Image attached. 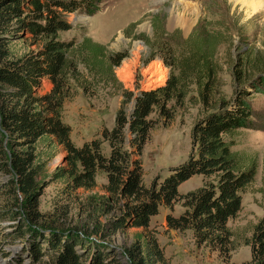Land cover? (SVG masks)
<instances>
[{
    "label": "trees",
    "instance_id": "trees-1",
    "mask_svg": "<svg viewBox=\"0 0 264 264\" xmlns=\"http://www.w3.org/2000/svg\"><path fill=\"white\" fill-rule=\"evenodd\" d=\"M100 1L0 0V175L7 176L0 184V217L17 220L16 236L23 234L21 225H32L27 228L24 249L33 264H111L115 262L114 247L104 241L106 237L130 227L144 232L159 205L170 207L181 200L183 210L176 215L165 213V225L190 230L196 241L220 252L226 250L230 237L226 221L236 215L241 192L255 174L254 163L231 150L233 135L240 128H257L247 96L262 91L264 75L244 80L237 71L239 85L233 93L215 100L212 51L209 46H196L188 75L205 110L192 122L191 151L161 179L145 185L136 153L152 126L149 115L167 121L173 117L172 107L182 103L185 89L177 74L170 71L164 83L140 88L132 95L129 111L119 106L111 128H102L98 137L80 145L71 142L69 126L61 121L60 110L71 83L80 86L83 76L92 81L111 78L124 57L123 52H108L87 36L78 41L59 36L72 27L66 19L68 13L91 15ZM16 41L24 44L21 52L11 48ZM163 49L167 57L180 53L166 45ZM165 53L162 60L169 65ZM43 139L64 152L65 165L56 168L52 178H65L71 189H89L96 172L101 171L106 196L95 201L89 196L87 201H93V210L100 202L99 215L112 210L115 214L69 228L57 221H40L34 195L37 178L43 174L36 146ZM103 142L106 153L101 150ZM192 175L205 180L181 195L177 186ZM249 245L250 260L241 264H264V218L253 226ZM124 250L128 264H169L155 236L147 237L145 232L142 240Z\"/></svg>",
    "mask_w": 264,
    "mask_h": 264
},
{
    "label": "rangeland",
    "instance_id": "rangeland-1",
    "mask_svg": "<svg viewBox=\"0 0 264 264\" xmlns=\"http://www.w3.org/2000/svg\"><path fill=\"white\" fill-rule=\"evenodd\" d=\"M66 19L72 27L60 32V38L74 37L78 41L87 36L104 45L108 52L124 53L113 69V77H97L92 81L83 76L78 82L80 86L71 83L60 116L69 126L73 144L80 145L98 137L102 128H111L119 106L128 111L134 93L140 88L164 83L170 71L177 74L185 89L182 103L172 107L171 119L165 121L154 113L149 115L152 126L136 153L145 185L161 179L191 151L192 122L205 110L188 75L187 66H192L194 56L191 51L196 46H209L212 51L215 100L233 93L239 85L237 71L244 80L264 75V0H101L91 15L68 13ZM185 22H190L187 30ZM196 25H200L198 30L192 32ZM11 44L13 52L24 49L20 41ZM165 45L180 53L167 57ZM164 53L169 65L162 60ZM247 98L251 100L255 112L251 119L257 128L236 130L231 150L247 162L252 161L255 174L241 192L236 215L226 221L230 233L226 250L220 252L196 241L190 230H174L165 225V213L176 215L183 210L181 200H177L170 207L159 205L157 213L149 219V229L144 231L147 237L155 236L169 264H241L250 260V235L253 226L264 218V83L261 92L251 93ZM125 148L129 150L128 141ZM101 150L107 152L106 143L101 144ZM36 151L43 171L42 177L37 178L34 195L40 221H57L69 228L82 222L103 221L106 215L116 213L112 210L99 215L100 202L94 210L93 201L88 204L89 196L94 201L96 197L106 196L103 188L106 179L101 171L96 172L91 188L71 189L65 178H52L56 168L65 165L61 148H52L43 139ZM6 177L0 175V184ZM204 180L201 175H192L177 186V192L183 195ZM29 226L32 225H21L23 234L16 236L17 220L8 215L0 217V264H33L24 249ZM144 232L142 228L130 227L106 237L104 241L114 247L115 262L111 264H128L124 249L142 240Z\"/></svg>",
    "mask_w": 264,
    "mask_h": 264
},
{
    "label": "bare ground",
    "instance_id": "bare-ground-1",
    "mask_svg": "<svg viewBox=\"0 0 264 264\" xmlns=\"http://www.w3.org/2000/svg\"><path fill=\"white\" fill-rule=\"evenodd\" d=\"M250 4L252 5V3H250ZM254 9H257V8L254 7ZM189 26H190V22L189 23L185 22V26L184 27H185L186 30L188 29Z\"/></svg>",
    "mask_w": 264,
    "mask_h": 264
},
{
    "label": "water",
    "instance_id": "water-1",
    "mask_svg": "<svg viewBox=\"0 0 264 264\" xmlns=\"http://www.w3.org/2000/svg\"><path fill=\"white\" fill-rule=\"evenodd\" d=\"M133 101V100H132ZM132 101H131V104L130 105H132ZM131 107V106H130ZM130 109V108H129ZM129 111V110H128Z\"/></svg>",
    "mask_w": 264,
    "mask_h": 264
}]
</instances>
